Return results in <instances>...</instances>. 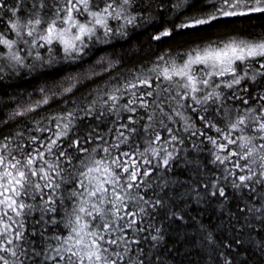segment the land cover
Listing matches in <instances>:
<instances>
[{
    "label": "snow or ice",
    "instance_id": "6c2138e0",
    "mask_svg": "<svg viewBox=\"0 0 264 264\" xmlns=\"http://www.w3.org/2000/svg\"><path fill=\"white\" fill-rule=\"evenodd\" d=\"M253 14L264 0H0V264H165L185 247L264 264V35L44 79L134 30ZM21 73L43 84L2 90Z\"/></svg>",
    "mask_w": 264,
    "mask_h": 264
},
{
    "label": "trees",
    "instance_id": "16d2710c",
    "mask_svg": "<svg viewBox=\"0 0 264 264\" xmlns=\"http://www.w3.org/2000/svg\"><path fill=\"white\" fill-rule=\"evenodd\" d=\"M195 14L196 10H187V15H184L183 19H187L189 16ZM178 15L171 14L170 16H165L164 19H172L176 23H179ZM156 31H158L157 27L149 26L148 28H141L130 32L126 40H116L111 45H97L92 48L90 54L84 60L78 61L75 64L62 62L51 70L54 74L53 76L45 77L44 79L51 83L53 80H59L61 77L67 75H91L94 70L93 65L99 59L109 62L119 59L121 68L134 67L141 63L147 65L158 55H165L169 51L173 53L187 51L196 47L208 37L217 38L232 35L244 37L249 34L264 35V14L236 17L227 21L216 22L211 26H205L201 29H188L176 32L172 36L165 37L160 41L150 40V36ZM95 80L99 84L104 80V77L97 76ZM88 83V81H85L86 86ZM41 84H43V80L38 78L37 74L24 77V74L21 73V76L18 78L6 80L5 85L11 86L3 87L2 90L7 91L9 94L16 91L33 92ZM83 90H86V88ZM55 109L56 105H53L52 110L55 111ZM4 110L7 111V109ZM212 220L215 223V217H212ZM189 252L191 254H188ZM168 255V252L165 251L162 256L165 264H201L200 256L192 247H185L174 260L168 259Z\"/></svg>",
    "mask_w": 264,
    "mask_h": 264
}]
</instances>
